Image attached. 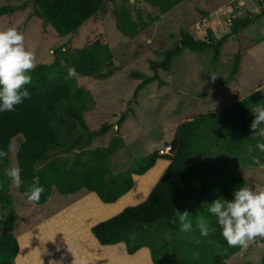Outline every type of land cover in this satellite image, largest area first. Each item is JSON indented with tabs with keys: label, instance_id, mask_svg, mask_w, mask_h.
Listing matches in <instances>:
<instances>
[{
	"label": "trees",
	"instance_id": "trees-1",
	"mask_svg": "<svg viewBox=\"0 0 264 264\" xmlns=\"http://www.w3.org/2000/svg\"><path fill=\"white\" fill-rule=\"evenodd\" d=\"M144 1L165 12L181 0ZM32 2L37 14L61 37L75 31L97 11L103 0ZM11 9V5L0 6V14ZM114 14L118 31L128 37L136 35L148 23L132 22L123 5L115 9ZM254 15L257 14L233 18L230 30L219 38L213 37L210 30L207 39L180 31L179 38L162 51L161 59L149 62L150 69L167 70L172 58L183 48L197 51L210 47L215 58L223 39L246 26ZM239 57L236 52L224 79L234 76ZM69 68L74 69L71 78L67 76ZM116 69L119 66L114 62L112 51L99 38L81 47L54 48L52 61L36 63L30 70L31 81L25 85L29 97L16 105L14 111L0 113V153H3L0 162L7 161L10 140L21 136L14 154L22 180L17 190L24 197V191L38 183L44 191L39 201L33 203L42 205L52 192L66 197L80 190L94 192L103 203L115 202L131 188L132 175H141L157 159L168 160L143 200L93 223L91 233L102 245L123 243L128 254L147 247L152 264H228L229 257L241 247H229L218 230L207 237L200 236L196 221L204 215L215 226V218L206 213L208 203L217 197L230 199L234 188L246 185L237 171L226 168L232 156L241 153L245 145L256 144L259 135L249 126L254 115L251 109L264 105V94L250 92L224 111L200 112L183 119L168 141L166 153L153 149L115 174L111 173L109 161L111 154L121 146L119 136L105 146L87 149L85 156L75 155L69 164L64 160H48L53 149L76 143L86 146L92 136L108 129L110 124L106 122L94 130L85 124L83 113L93 107L94 100L91 93L76 82L75 76L106 78ZM132 74L141 79L134 88V95L142 84L158 79L155 73ZM122 121L121 114L116 123ZM10 184V177L0 169V204L4 210L0 227V264H13L18 250L13 231L16 211ZM184 210L189 212L193 223L192 231L188 233L179 231L176 220L178 211ZM243 264H264V251L257 262L245 261Z\"/></svg>",
	"mask_w": 264,
	"mask_h": 264
},
{
	"label": "rangeland",
	"instance_id": "rangeland-1",
	"mask_svg": "<svg viewBox=\"0 0 264 264\" xmlns=\"http://www.w3.org/2000/svg\"><path fill=\"white\" fill-rule=\"evenodd\" d=\"M6 5H11L12 9L0 14V30L11 27L20 32L24 37V46L34 52L35 64L52 61L53 49L58 46L76 48L99 38L108 45L114 62L119 66V69L106 78L75 76L76 82L88 90L94 100L93 107L83 113L85 124L94 130L102 122H106L110 124L108 129L92 136L86 146L81 147L78 145L81 143H76L70 147L53 149L48 160H64L69 164L75 155L85 156L87 149L105 146L115 136H119L122 140L121 146L111 154L109 161L111 173L115 174L153 149L159 150L166 146L176 126L183 119H189L200 112L224 111L250 92L264 94V0H181L165 12H160L144 0H103L97 11L75 31L61 37L37 14L32 0H0V6ZM121 5L128 9L132 22H148L133 37L123 35L116 27L114 10ZM249 13L257 15L246 26L238 28L235 34L223 39L215 58L212 57L210 47L197 51L183 48L179 55L172 58L167 70L150 69L149 62L161 59L162 51L179 38L180 31L189 32L196 38L207 39V32L210 30L213 37L219 38L230 30L233 18ZM236 52L240 56L236 73L231 79H224L229 73ZM132 72L146 75L155 73L158 79L142 84L134 95V88L141 79L133 77ZM121 114L123 121L117 124L116 120ZM20 140L19 135L10 140L8 158L5 163L0 162L1 170L7 172L8 169L16 167L14 154ZM258 142L264 143V136L259 135L256 144ZM256 144H247L241 153L232 156L226 170L237 171L247 186L260 190L264 189V152L258 150ZM249 147L252 148L251 151ZM164 166L165 163H161L155 174L158 175ZM146 174L142 176H151ZM142 176L135 179L133 176V185L120 198L122 202L117 210L94 218V215L104 209L106 203L100 202L104 205L102 206L96 201L98 205H94L95 198L90 194H85L57 210L60 207L59 202L65 204L71 199L52 192L46 204L39 206L25 199L11 181L12 204L16 211L14 234L19 236L20 230L26 231L32 223L37 222L26 236L32 255L30 263L34 261L35 264H52V261L71 259V250L76 251L81 243L79 241L85 240L83 225L90 226L146 197L151 183L142 186L145 180ZM91 199L93 200L89 201ZM77 208L78 217L73 228L66 232V239L59 237L52 243L54 240L50 236L38 230L42 227H38L40 221H47L42 228L54 227L56 219ZM91 208L94 212L81 211ZM46 211L55 212L44 218ZM3 214L0 204V227ZM39 218L44 219L38 222ZM263 251L264 238L256 237L248 247L240 248L230 256L227 263L257 262ZM70 263L77 264L73 260Z\"/></svg>",
	"mask_w": 264,
	"mask_h": 264
},
{
	"label": "clouds",
	"instance_id": "clouds-1",
	"mask_svg": "<svg viewBox=\"0 0 264 264\" xmlns=\"http://www.w3.org/2000/svg\"><path fill=\"white\" fill-rule=\"evenodd\" d=\"M256 11L259 12V9ZM23 40V35L15 28L0 30V113L14 111L15 106L30 95L25 85L30 83L29 72L35 67L34 52L24 46ZM73 75L74 69L69 68L68 78ZM251 112L254 115L250 128L264 136V105H257ZM256 148L264 152V143L258 142ZM6 175L14 185H21L19 167L8 169ZM43 191V186L34 183L23 195L28 201L37 202ZM178 212L180 214L176 220L179 222V231L191 232L193 223L189 219V212ZM206 213L215 218V226L201 215L196 221V227L202 237L218 230L229 247L241 248L248 247L256 237L264 238V189L253 190L247 185L236 187L230 199L217 197L208 203Z\"/></svg>",
	"mask_w": 264,
	"mask_h": 264
},
{
	"label": "crops",
	"instance_id": "crops-1",
	"mask_svg": "<svg viewBox=\"0 0 264 264\" xmlns=\"http://www.w3.org/2000/svg\"><path fill=\"white\" fill-rule=\"evenodd\" d=\"M161 163H165V166H166L168 163V160L157 159L154 162V164L149 169H147L144 173H142L141 175H132V177L134 176V179H135V177H140L142 175H145L146 173H150L151 169H153L155 167L159 168L161 166ZM165 166L163 167V169L165 168ZM163 169H161V171H159L154 182L153 183L151 182L150 189L153 186V184L155 183V181L157 180V178L159 177V175L161 174V172L163 171ZM132 185H133V180H132ZM129 190L125 194L120 196L115 202L106 203L104 205L115 204L121 197L126 195L129 192ZM85 194H90V195L94 196V198L99 202V204L104 206L102 204L103 202L100 203L101 201L98 199V197L96 196V194L94 192H87L84 190H80V191L76 192L75 194L67 195L66 197H69L71 200L65 204H62L59 202L60 207L57 210H59L62 207L64 208V207L68 206L69 204L74 202L77 198L82 197ZM49 199H50V197H49ZM46 202L43 203L42 205H39V206H44L46 204ZM81 211L83 213H85L86 211H88V212L93 211L94 212V209L93 208H91L89 210L82 209ZM54 212L55 211H53V212H47L46 211L44 213V218L45 217L47 218L48 216L52 215ZM78 213L79 212H77V213H68V212L65 213L63 216L56 219L57 222L55 223L54 227L52 226L51 228H49L47 226L42 228L43 224L46 223L47 221H45V220L40 221L41 219H44V218H41V219L39 218L37 220L38 222L40 221L38 223V227L39 226L40 227L42 226V227L39 228L38 230H40V232L42 231L43 232L42 234L45 233L47 236H50L49 238L51 240H54V241H52V243H54L55 240H58L59 237L66 239V237H64V236L66 235V232H69L70 229H72L73 226L75 225V219L78 217L77 216ZM55 216H57V213L55 214ZM91 220H93V219H91ZM36 223H32L30 228L28 227L26 231L20 230L19 236L16 235V233H15L17 243H18V250H17V253L14 257L13 264H35L34 261L32 263H30L31 259H32V255H31V252L29 250L30 244L28 242H26V236L31 233V231H29V230L33 229V227L35 226L34 224H36ZM83 224H85V223H83ZM14 226H15V224H14ZM88 226L89 225H86V226L83 225L82 226L83 228H85V229H83V234H84L83 236H84L85 240H83V239H82V241L78 240L81 243L78 244V246L76 247V251L73 249L71 250V252H73L72 258L69 260L64 259L61 262L60 261H58V262L52 261V264H71L70 261H72V260H73V262H76L77 264H152L147 247H140L134 253L128 254L125 251V247H124L123 243H121V242H118L115 244H110V245L99 244L97 242V240L95 239V237L93 236V234L91 233L90 226L89 227ZM13 231H14V228H13ZM81 234H82V232H81ZM47 264H49V262Z\"/></svg>",
	"mask_w": 264,
	"mask_h": 264
},
{
	"label": "bare ground",
	"instance_id": "bare-ground-1",
	"mask_svg": "<svg viewBox=\"0 0 264 264\" xmlns=\"http://www.w3.org/2000/svg\"><path fill=\"white\" fill-rule=\"evenodd\" d=\"M157 169V167H155L153 170H152V172H150L149 174H151V176L149 177V178H147V177H144V176H142V178H145V180H144V183H143V185L142 186H145V185H148V184H150L152 181H153V179L155 178V176L157 175V174H155L156 173V170ZM147 175V174H146ZM154 175V176H153ZM149 176V175H148ZM141 177V176H140ZM134 187H135V184H134ZM134 187H132V192H133V188ZM135 193V192H134ZM89 199V198H88ZM93 199H91V200H89V201H92ZM96 201L97 200H95L94 199V201H93V203H94V205H98L97 203H96ZM122 201H121V199L120 200H118L115 204H107L106 206H104V209L102 210V211H100L99 212V214H97V215H94L93 216V218L94 217H103L104 215H107V214H109V213H111V212H113L114 210H117V208H118V206H119V204L121 203ZM78 212V208L75 210H70V212H68V213H77Z\"/></svg>",
	"mask_w": 264,
	"mask_h": 264
},
{
	"label": "built area",
	"instance_id": "built-area-1",
	"mask_svg": "<svg viewBox=\"0 0 264 264\" xmlns=\"http://www.w3.org/2000/svg\"><path fill=\"white\" fill-rule=\"evenodd\" d=\"M169 150V145L164 146L158 150L159 153H166Z\"/></svg>",
	"mask_w": 264,
	"mask_h": 264
}]
</instances>
